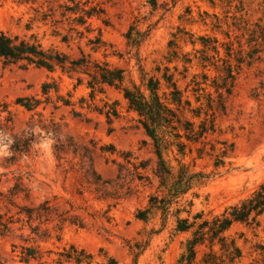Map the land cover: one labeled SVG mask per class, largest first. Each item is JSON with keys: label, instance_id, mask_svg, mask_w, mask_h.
I'll list each match as a JSON object with an SVG mask.
<instances>
[{"label": "rangeland", "instance_id": "374dc122", "mask_svg": "<svg viewBox=\"0 0 264 264\" xmlns=\"http://www.w3.org/2000/svg\"><path fill=\"white\" fill-rule=\"evenodd\" d=\"M76 2L87 10L95 8L94 15L85 16L81 23L83 12L68 10L75 3L67 0H0V28L27 37L34 34L45 47L74 57L82 48L99 60L124 68L139 83V58L150 74L156 73L157 65H167L171 71L177 66L183 71L181 61L168 62L169 52H177L180 59L186 53L194 58L202 47L201 37L228 40L222 31L228 30V24L232 26L233 16L255 21L264 13V0ZM214 15L222 25L219 29L214 27ZM136 20L140 30L150 29L140 47L130 45L126 38ZM97 38L98 44L90 43ZM191 41H196L195 45ZM221 55H225L223 49ZM202 72L194 59L187 78L176 73L192 108L202 107L199 118L188 109L182 117L196 125L203 118H214L216 131L197 143L183 139L188 142L183 156L176 149L164 156L175 165V157L183 158L197 171L210 174L206 184L193 189L198 193L193 199L195 211L213 216L249 196L264 182V55L244 65L236 75L232 93L225 96V110L219 107L215 89L206 84H202L205 90L196 101L200 94L193 92L191 80L198 73V80L203 81ZM206 72L210 84L218 73L213 69ZM53 79L70 105L59 101L55 109L52 103H42L37 111H28L16 104V99L24 95L44 100L41 86ZM217 81L221 82L220 77ZM75 83L59 70L50 73L34 66H5L0 61V192L7 193L17 185L16 203L32 205L50 198L57 212L82 224H42L38 234L43 239L31 234L28 227L19 230V225H14L13 231L0 234V264H27L17 256L20 244L39 245L46 254L45 264H54L51 258L55 257L45 251L56 252L69 244L86 249L96 262L114 257L119 264H135V260L136 264H180L181 242L187 235L175 236L172 221L166 229L151 234L153 228H161V220L157 217L145 223L135 218L136 211L145 207L157 191L158 181L152 173L157 156L152 139L119 90L105 86L104 92H96L93 98L85 81L77 87ZM188 83L191 85L187 88ZM209 93L214 99L213 109L208 107ZM51 95L56 100V93L52 91ZM110 107L119 115L109 119L96 110ZM124 152L130 154L131 162L148 164L147 171H141L151 176L152 183L138 177L133 165L124 159ZM218 158L223 163L217 167ZM26 192L30 199H24ZM228 234L242 250V257L233 264H264V214L258 226L236 222ZM13 244L18 245L15 252ZM201 257L199 251L198 259Z\"/></svg>", "mask_w": 264, "mask_h": 264}, {"label": "trees", "instance_id": "16d2710c", "mask_svg": "<svg viewBox=\"0 0 264 264\" xmlns=\"http://www.w3.org/2000/svg\"><path fill=\"white\" fill-rule=\"evenodd\" d=\"M67 1L75 3L74 8L68 7V10L73 13L83 12L79 16L81 23L85 20V16L91 17L96 11L95 8L89 10L81 8L77 0ZM212 3L215 5L214 2ZM214 16L217 20L214 27L219 29L222 25L218 21V16ZM232 19V26L228 24V30L222 31L227 41H220L216 36L201 37L202 47L195 52L194 58L190 53H186L180 59L176 55L177 52H169L168 62L181 61L183 71H178L177 66H174V71H171L167 65L163 67L157 65L156 73L150 74L139 58V83L124 68L99 60L82 48H80L79 55L74 57L56 48L45 47L34 34L27 37L0 28V61L5 66L16 65L20 68L34 66L44 68L50 73L59 70L76 80L75 87L85 81L93 98L96 92H104L105 86L113 87L122 93L127 101L128 109L138 115V122L152 139L157 156L156 164L152 167L154 178L158 181L157 191L150 195L145 207L136 211L135 218L149 223L158 217L161 220V228L158 230L153 228L149 232L151 234L166 229L168 223L172 221V232L175 236L187 235L181 242L183 251L178 259L180 264H233L242 257V250L228 231L236 222L258 226L260 217L264 214V182L249 196L230 205L219 214L207 216L202 210L195 211L193 198L198 196V193L193 189L206 184L210 179V174L197 171L183 158L175 157L174 160L177 162L175 165L164 156V153L173 152L174 149L183 156L188 142H200L208 134L216 131L214 118H203L196 125L195 122L182 117L184 111L188 109L194 117L199 118L202 107L192 108V102L180 87L176 73L182 75L183 79L187 78V72L196 59L203 69L201 76L204 79L203 81L198 80L200 74L196 73L191 80L194 84L193 92L200 94L196 96V101H200V91L205 90L202 84H206L215 89L220 102L219 107L225 110V96L232 93L236 75L244 65H250L264 55V13L255 21L245 19L243 16H233ZM138 22L139 20H136L130 25L126 38L130 45L140 47L146 40L150 29L140 30ZM232 31L237 39V48L234 47ZM99 42L100 38L90 39V43L95 45ZM191 43L195 45L196 41H191ZM96 47L93 46V49H97ZM221 49L224 50L225 55L223 56ZM212 69L218 74L208 84L209 75L206 71ZM218 77L221 82L217 81ZM191 83L187 84V88ZM52 91L57 95L56 100L51 97ZM41 92L45 97L44 100L37 95H24L16 99V104L28 111H37L42 103L46 105L52 103L55 109L59 107L57 105L59 101H62L63 105H70V100L60 94L59 86L54 79L45 81L41 86ZM213 101L209 93L208 107L211 109H213ZM105 104L108 105L107 102ZM96 110L104 113L109 119L112 115H119L117 109L112 107L107 110ZM112 149L115 151L114 147ZM122 155L127 163L133 165L140 179H146L152 183L151 176L144 175L141 171H147L148 164L131 162L129 153L124 152ZM220 163H223V160L218 158L215 165L218 167ZM17 188L18 186L14 185L8 189L7 193L0 192V234L11 232L14 225H19V230L28 227L31 234L43 239L44 236L38 234V228L42 224L57 221L58 226L69 221L71 224L82 225L80 220H72V218H67L65 213L57 212L50 198L32 205L16 203L14 197L18 194ZM24 199H30L28 192L25 193ZM19 247L17 256L20 262L27 264L33 261L39 264L47 262L46 254L39 245L20 244ZM17 248L18 245L13 244V252L17 251ZM199 251H202L201 259H198ZM45 252L49 257L52 254L55 255L51 258L54 264H119L114 257H108L105 262H96L92 253L75 244L65 245L56 252L53 250ZM134 263L136 264V260Z\"/></svg>", "mask_w": 264, "mask_h": 264}]
</instances>
